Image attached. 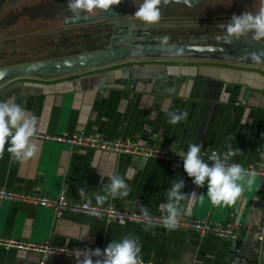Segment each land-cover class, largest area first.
Masks as SVG:
<instances>
[{
	"label": "crops",
	"instance_id": "obj_1",
	"mask_svg": "<svg viewBox=\"0 0 264 264\" xmlns=\"http://www.w3.org/2000/svg\"><path fill=\"white\" fill-rule=\"evenodd\" d=\"M229 1L167 0L163 3L162 0L161 19L157 23L172 27L171 22L190 21L198 26V21L216 18V7ZM67 2L60 0L52 11L38 13L42 17L51 14L54 20L63 23L62 14L70 12ZM141 3L142 0H130L128 17L136 26L149 30L148 25L133 15ZM26 16L5 15L0 11V70L40 61L56 62L108 46L109 37L105 32L100 33V44L93 45L94 38L90 35L96 32L82 30L101 20L72 26L63 24L64 29L35 32L29 30ZM158 26L150 28L151 38L166 36ZM69 27L81 30L71 32L72 40L66 34L61 44L65 45L64 49L44 46L46 37L55 43L61 32L71 30ZM82 36L88 43L78 46ZM94 36L100 37L99 33ZM197 37L188 38L196 41ZM22 42L29 48L25 53L19 46H12ZM174 42L180 43L175 40L163 44ZM3 99L23 104L37 117L41 133L83 130L112 140L130 138L141 144L182 151H187V146L194 142L203 145L201 151L215 149L225 156L229 151L226 145L231 144L233 149L241 151L236 156H228L231 161L249 166L264 160V63L250 55L137 52L122 60L75 71L9 76L0 81V100ZM183 110L188 112L185 121L176 125L167 122L168 111ZM38 141L36 155L23 163L14 161L5 146L0 158V187L49 197H57L65 190L72 201L87 200L97 205L95 197L103 194V183L108 182V176L127 174L131 176L126 178L131 189L129 195L116 200L109 198L100 206L140 211L139 205L143 204L150 213H161L159 205L166 200V190L179 176L185 181L182 192L197 194L186 215L200 218L209 214L212 221L232 224L239 238L226 240L200 236L187 229L155 226L145 230V224L117 223L99 215L69 211L56 217L51 208L9 200L0 201V236L103 250L112 240L132 234L142 245V261L232 264L234 257L240 255L244 262L239 264H264V245L257 238L264 177L253 176L251 185L242 182L243 190L235 204L214 205L206 195L207 184L196 186L183 164L91 148L71 149L50 140ZM85 183L86 195L81 198L77 187ZM187 203L183 201L182 205ZM234 247L236 252L230 258ZM41 260L42 256L34 251L0 248V264H41ZM46 264H76V259L53 255Z\"/></svg>",
	"mask_w": 264,
	"mask_h": 264
},
{
	"label": "clouds",
	"instance_id": "obj_2",
	"mask_svg": "<svg viewBox=\"0 0 264 264\" xmlns=\"http://www.w3.org/2000/svg\"><path fill=\"white\" fill-rule=\"evenodd\" d=\"M119 3L120 0H68L67 7L75 17H79L81 12L86 14L96 9L111 11L112 6ZM161 3L162 0H142L133 15L145 23H157L161 19L159 7ZM163 3H167V0H163ZM224 27L226 43H231L233 39L247 37L250 33L257 40L264 39V7L256 13L244 11L239 15L233 14ZM168 39L164 36L161 41L166 43ZM166 115L167 122L176 125L187 119L188 112L187 110L168 111ZM38 130L37 117L31 115L23 104L12 99L0 100V158H3L6 145L7 152L14 161L23 163L33 158L38 150ZM226 147L229 151L223 159L216 151L207 155L208 160L212 162L211 165L202 158V144L190 143L186 152L177 153L182 158L183 169L187 176L192 178V182L198 187H204L207 184L206 195L214 205L235 204L241 196L243 183L251 185L253 182L254 173H246L239 163H227V156L238 155L241 152L240 149H233L231 144H227ZM101 176L105 178L103 172ZM126 178L131 179V176L110 174L107 178L108 182L103 183V194H97L95 197L97 205H103L109 198L113 200L126 198L131 190L126 183ZM184 187L185 181L178 176L166 190L165 202L159 205V210L164 213L161 224L168 230L178 227L182 212L188 214L192 199L197 197L195 191L184 194L182 192ZM86 189V183L77 187L79 197H85ZM199 196L203 198V194ZM183 201H188L187 205H182ZM139 209V215L147 230L153 226L150 211L143 204L139 205ZM93 214L98 215L95 211ZM141 249L139 240L129 234L120 240H112L103 250L77 248L72 255L76 259V264H143L140 257Z\"/></svg>",
	"mask_w": 264,
	"mask_h": 264
},
{
	"label": "built area",
	"instance_id": "obj_3",
	"mask_svg": "<svg viewBox=\"0 0 264 264\" xmlns=\"http://www.w3.org/2000/svg\"><path fill=\"white\" fill-rule=\"evenodd\" d=\"M37 139L50 140L57 143L68 145L71 149L75 148H91L111 152L115 154H128L135 156H142L146 158H155L165 161L183 164L182 158L177 154L183 152L182 150L141 144L136 140L130 138L108 139L99 135L87 133L80 130L76 132H62L59 134L37 133ZM212 151H216L223 159L218 150L201 151L203 160L209 165L211 161L208 160L207 155ZM186 152V151H185ZM227 163H238L231 161L227 156ZM241 165V164H240ZM246 173H254L256 177H264V160L254 165L244 166L241 165ZM9 200L30 203L35 206L51 208L56 217H60L64 212L69 211L72 213L93 214V211L98 213L99 216L106 218L109 221L117 223H139L145 224L142 217L139 215L140 211L119 208L114 205L100 206L93 204L87 200L72 201L68 198L66 191L62 192L57 197L43 196L37 193H25L18 190L0 187V201ZM261 206V222L257 229V238L259 242L264 245V198L260 199ZM95 215V214H94ZM153 226L165 228L161 224L164 213H150ZM176 229H187L195 231L200 236L212 235L226 240H238L239 233L232 224L223 223L220 221H212L209 214L200 218H192L182 213L179 217V225ZM15 248L19 250L34 251L42 256L41 264H46L49 256L60 255L64 257L75 258L72 253L77 249L68 246H59L45 242H33L17 238H9L0 236V248ZM84 249V248H81ZM93 259H96L93 257ZM143 264H178L168 261H142Z\"/></svg>",
	"mask_w": 264,
	"mask_h": 264
},
{
	"label": "water",
	"instance_id": "obj_4",
	"mask_svg": "<svg viewBox=\"0 0 264 264\" xmlns=\"http://www.w3.org/2000/svg\"><path fill=\"white\" fill-rule=\"evenodd\" d=\"M130 0H120L118 5H114L111 11L96 9L97 13H83L79 17L69 15L70 12L62 14L65 26L80 25L95 22L100 19H110L114 21L117 33H110L107 48L97 52L85 53L70 58H65L56 62L40 61L30 64L14 66L0 70V81L17 74H58L75 71L106 62H114L125 59L137 52L157 54L165 53H213L224 56H253L256 60L264 63V39L257 40L250 37L233 39L231 43L224 40L225 33L217 34L213 40L206 44L197 43H174L163 44L162 37L151 38L148 28L136 26L128 17V4ZM134 82V81H133ZM236 248L230 252V258L234 256ZM243 261L241 256H235L232 264H239ZM244 262V261H243Z\"/></svg>",
	"mask_w": 264,
	"mask_h": 264
},
{
	"label": "rangeland",
	"instance_id": "obj_5",
	"mask_svg": "<svg viewBox=\"0 0 264 264\" xmlns=\"http://www.w3.org/2000/svg\"><path fill=\"white\" fill-rule=\"evenodd\" d=\"M218 3H225V0H217ZM0 11H2L3 14L5 15H15V14H27V18L29 22L27 25L29 26L30 31H37L40 32L41 30L44 32H47L48 30H56L57 28L64 29L63 23L58 20H54L51 16V14H42L38 13V11H44V12H50L52 11L55 6H58V3L60 0H0ZM237 4V5H236ZM240 4V5H239ZM261 7H264V0H230L228 4H220L218 7H216V18L212 20H205L203 21H198L199 25L194 26L190 21H185V22H171L173 25L169 24H148L151 29L156 28L158 25V30L160 31L161 34L168 36L170 41H180V43L186 41L187 43H197V44H206L209 43V41L213 40L214 37L217 34L225 33V24L226 22L232 17L233 14L239 15L242 12H251V13H256L260 10ZM49 9V10H48ZM43 12V13H44ZM91 14L97 13V10H94L90 12ZM25 17V18H26ZM42 17V18H41ZM43 19V21L41 20ZM102 22L96 23L94 25H89L86 28H83L82 30H94V34H91L90 36H93V40L91 43L93 45H99L100 41L102 40V35L105 32V36L108 34L117 31L118 28L114 26V21L110 19H100ZM143 22V21H142ZM85 27V26H84ZM143 27V26H141ZM76 28V29H75ZM149 28V30H151ZM70 31H63L61 32L59 42H51L52 40L49 41L50 37H46V44L44 46L46 47H54V49H59V47H62L60 49H64L65 45H61L63 42H65L64 37L66 34H69V39H71V32H74V30H81L78 27H73L70 28ZM202 31V32H201ZM99 33L100 37H96L94 35H97ZM102 35H101V34ZM250 37L253 38L252 34H249ZM76 36V35H75ZM74 36V37H75ZM192 36L195 38L197 37L196 41H191L188 37ZM96 37V38H95ZM56 38V37H55ZM54 38V39H55ZM90 38V37H89ZM78 40V38H73V40ZM180 39V40H178ZM40 41V39H39ZM14 42V41H13ZM70 43V42H69ZM88 42L84 40V36L81 37V40L78 41L77 45L83 46L84 44H87ZM176 43V42H174ZM31 44V40L30 43ZM13 47H20L21 52H26V49H29L26 47L25 42L22 43H14L12 44ZM85 46V45H84ZM52 49V48H51ZM204 54H213V53H204Z\"/></svg>",
	"mask_w": 264,
	"mask_h": 264
},
{
	"label": "bare ground",
	"instance_id": "obj_6",
	"mask_svg": "<svg viewBox=\"0 0 264 264\" xmlns=\"http://www.w3.org/2000/svg\"><path fill=\"white\" fill-rule=\"evenodd\" d=\"M169 1V0H168ZM194 1V0H193Z\"/></svg>",
	"mask_w": 264,
	"mask_h": 264
}]
</instances>
